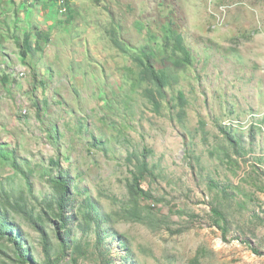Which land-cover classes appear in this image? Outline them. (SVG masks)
Wrapping results in <instances>:
<instances>
[{"label":"rangeland","instance_id":"obj_1","mask_svg":"<svg viewBox=\"0 0 264 264\" xmlns=\"http://www.w3.org/2000/svg\"><path fill=\"white\" fill-rule=\"evenodd\" d=\"M0 150V264H264V0H0Z\"/></svg>","mask_w":264,"mask_h":264},{"label":"trees","instance_id":"obj_2","mask_svg":"<svg viewBox=\"0 0 264 264\" xmlns=\"http://www.w3.org/2000/svg\"><path fill=\"white\" fill-rule=\"evenodd\" d=\"M41 1V0H39ZM115 43L118 44V42L116 41ZM177 44V47L180 49L181 52L184 53L185 55V60L184 62L186 63H189L191 61V56H190V53L189 51L184 47L183 45V42L181 40H178L176 42ZM24 46L28 48V43H27V40H25V43H24ZM178 59V58H177ZM143 66L145 67V69L147 70L148 72V75L150 76L151 78V81L160 89L162 90L163 88H165V86L167 85V81H168V76L166 75V73L164 71H158L153 63L151 62V59H147L145 63H143ZM7 79V78H6ZM6 79H4V81H6ZM14 155L13 153H10L6 150H0V160L4 159V160H8L10 157L9 156H12ZM14 161V160H13ZM134 186H137V189H138V192L141 194V195H145L144 191L141 190L140 186H139V178L137 176L134 177ZM55 185H58V187H61L62 188V195L60 196V199L58 201V209H59V213H58V219H59V223H61V229H66L67 228V224H70L72 221V219H70L69 217H67L65 215V211L67 210V199L66 197H69L68 193V186H67V183H66V180L64 179V177H60V178H57L54 182H53ZM146 196V195H145ZM69 207V206H68ZM65 210V211H64ZM217 220L215 221V223L217 224V226L222 229L223 231V234H224V237L227 236L228 234V230H227V222H225V217H224V214L216 209L213 210ZM101 223V222H99ZM1 227L3 228L4 227V224H1L0 222V238H8L10 242H13L14 244H16L15 240L13 239V236L12 234L10 233H7V232H3V230H1ZM17 256H19L20 258V255L19 253L17 254Z\"/></svg>","mask_w":264,"mask_h":264},{"label":"clouds","instance_id":"obj_3","mask_svg":"<svg viewBox=\"0 0 264 264\" xmlns=\"http://www.w3.org/2000/svg\"><path fill=\"white\" fill-rule=\"evenodd\" d=\"M23 74V73H22ZM22 74H20V76L22 77ZM23 76H24V74H23Z\"/></svg>","mask_w":264,"mask_h":264},{"label":"built area","instance_id":"obj_4","mask_svg":"<svg viewBox=\"0 0 264 264\" xmlns=\"http://www.w3.org/2000/svg\"><path fill=\"white\" fill-rule=\"evenodd\" d=\"M22 76H23V74H22Z\"/></svg>","mask_w":264,"mask_h":264}]
</instances>
